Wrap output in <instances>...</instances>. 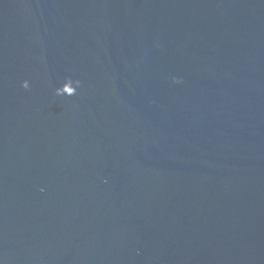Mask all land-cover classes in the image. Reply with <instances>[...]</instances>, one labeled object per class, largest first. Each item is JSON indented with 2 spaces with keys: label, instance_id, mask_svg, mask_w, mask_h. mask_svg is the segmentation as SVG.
<instances>
[{
  "label": "water",
  "instance_id": "1",
  "mask_svg": "<svg viewBox=\"0 0 264 264\" xmlns=\"http://www.w3.org/2000/svg\"><path fill=\"white\" fill-rule=\"evenodd\" d=\"M0 264H264V0H0Z\"/></svg>",
  "mask_w": 264,
  "mask_h": 264
}]
</instances>
